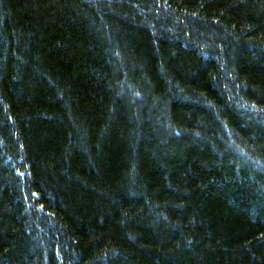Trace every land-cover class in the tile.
<instances>
[{"label": "trees", "instance_id": "1", "mask_svg": "<svg viewBox=\"0 0 264 264\" xmlns=\"http://www.w3.org/2000/svg\"><path fill=\"white\" fill-rule=\"evenodd\" d=\"M0 264H264V0H0Z\"/></svg>", "mask_w": 264, "mask_h": 264}]
</instances>
